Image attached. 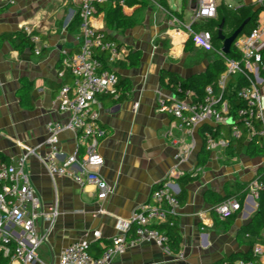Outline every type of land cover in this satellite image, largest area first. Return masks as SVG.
I'll return each instance as SVG.
<instances>
[{
	"label": "crops",
	"instance_id": "0c3cea01",
	"mask_svg": "<svg viewBox=\"0 0 264 264\" xmlns=\"http://www.w3.org/2000/svg\"><path fill=\"white\" fill-rule=\"evenodd\" d=\"M259 1L218 3L235 9ZM144 2L127 8L129 14L136 11L132 28L107 29L106 13L99 9L93 20L122 47V56L113 67L119 85L130 86L125 95L120 86L119 96L100 97V119L108 130L99 145L105 159L100 173L111 187L107 198H97L94 184L81 186L65 176L53 178L36 155L24 163L43 211L58 208L53 219L42 218L38 224L45 236L38 255L46 264H56L64 248L74 241H86L92 255L100 254L121 234L120 223L130 222L153 189L174 177L175 171L185 172L175 178L181 195L175 226L184 257L177 251L166 253L153 242H142L129 246L111 264H220L252 251L243 239L253 231L260 205L244 185L264 171V156L252 157L246 147L209 150L206 131L201 129L210 124L185 128L179 118L158 111L159 96H174L172 74L184 79L207 74L218 55L195 46L188 29L179 22L189 21L196 0H186L184 10V0H167L168 8L157 0ZM26 28L45 42L41 54L35 53L34 44L18 46L9 36ZM80 42L79 0H0V152L9 163L19 166L27 148L44 156L48 152L47 125L70 121V114L59 109L57 96L62 84L71 79L61 78L59 70L62 59L77 52ZM250 69L264 84L258 67L251 65ZM29 83L27 106L22 96ZM78 142L77 132L65 130L60 134L59 149L71 154ZM182 147L186 153L180 160L176 155ZM84 150L80 146L79 154ZM227 194H237L242 208L223 220L214 206ZM260 235L264 239V228Z\"/></svg>",
	"mask_w": 264,
	"mask_h": 264
},
{
	"label": "built area",
	"instance_id": "2783aa9c",
	"mask_svg": "<svg viewBox=\"0 0 264 264\" xmlns=\"http://www.w3.org/2000/svg\"><path fill=\"white\" fill-rule=\"evenodd\" d=\"M107 0H79L81 42L77 52L62 59L59 76L70 77L58 91L57 101L62 112L70 114L66 124L50 122L47 125L45 146L48 152L40 157L35 149L27 148V154L21 164L16 166L0 158V264H46L38 255V250L45 240L38 230L42 218L53 219L58 208L44 212L40 199L32 186L31 175L25 168V161L30 155L38 156L54 178L65 176L81 186L94 184L97 198L104 200L111 192L108 181L100 170L105 159L99 151L101 140L108 130L100 119V97L104 95L119 96V76L114 64L122 56L120 44L93 24L98 13V6ZM262 1V0H260ZM218 0H196L190 19L183 24L189 31L195 46L207 52L217 51L213 44V34L203 28L204 22L218 15ZM31 34V30L26 28ZM36 54H41L45 42L39 34H32ZM240 59L229 58L223 50L218 53L225 58L227 69L221 74L217 86L208 85L203 95L193 88H187L182 82L174 84V96L161 95L157 109L181 120L180 126L195 128L204 124L213 127L231 125L230 136L216 129L205 132L207 148L228 149L234 140L240 139L246 132L247 139L260 137L264 141V84L259 82L250 69L256 65L260 74H264V19L248 34L240 35L234 43ZM234 75H243L248 84L239 89V96L246 106L238 110V121L230 113V105L225 97L228 84ZM65 130L77 132L78 149L71 154H63L59 149L60 134ZM178 144V142H177ZM84 146V154H79ZM186 148L182 147L176 157H184ZM80 169V171L78 170ZM185 172L175 171L172 178L158 184L149 200L140 205L130 222H121V234L114 236L103 248L100 255L94 256L86 241H74L64 248L56 264H111L115 256L122 254L131 245L153 242L166 253L175 252L166 231L156 226L176 225L181 207L179 190L175 178ZM247 191L259 199L264 191V178L255 176L248 183ZM242 205L238 197H229L214 206L220 218L233 217ZM180 257L184 253L177 251ZM264 245L256 243L253 258L225 259L221 264H264Z\"/></svg>",
	"mask_w": 264,
	"mask_h": 264
},
{
	"label": "trees",
	"instance_id": "16d2710c",
	"mask_svg": "<svg viewBox=\"0 0 264 264\" xmlns=\"http://www.w3.org/2000/svg\"><path fill=\"white\" fill-rule=\"evenodd\" d=\"M144 1L145 0H107L105 3H103V6L99 5L98 9L99 11H105L106 13L107 29L109 30L113 28L128 29V28L134 27L136 24V20L134 18L136 11H134L132 14H129L127 11V8L134 9L137 6H142L143 4H145ZM157 1H159L164 7L168 8L167 0H157ZM184 8H186V0H184V3H183V10ZM263 10H264V0L259 1L256 4L242 5L235 9L226 8V7L221 6V7H218L217 17L204 22L203 28H206L212 32L213 44L217 51H221L223 47V42L218 37V31H219V26L222 23L223 19H225V26L229 18H232L234 22L238 24V27H239L244 22L245 19H247L248 17H251L250 24L245 28L244 32L242 33V34H248L258 24L259 15ZM171 13L179 14L178 12H175V11H171ZM179 16L181 17L182 14H179ZM79 24H80V14H79ZM225 26H224V30H225ZM32 34H38V33L31 32V34H29L25 29H23L14 34H9V36L11 37V39L14 40V42L18 46L19 45L24 46L25 44L32 46L33 45L31 41ZM107 36L112 39V37H110L108 34ZM262 54L264 57V48L262 50ZM227 56L233 59H240V55L236 51L234 44L232 47V51ZM226 69H227V63H226L225 58L222 57L220 54H218L217 59L211 65V68L207 74H202V75L195 76V77L188 78V79H184L183 77L177 74H172L171 82L173 83V85L177 84L178 82H182L187 88L188 87L193 88L199 94L203 95L208 85L212 84V85L217 86L219 77L221 76L222 73L226 71ZM248 83H249L248 80L243 75H234L229 81L228 90L226 91V95H225V97L229 101V105H230L229 110H230L231 115L234 118V121H235L234 123L240 124V125L242 123L238 121L237 113L240 108L246 106V102L242 98H240L238 93H239V89L247 85ZM120 86L122 87V89L120 88ZM118 88H119V91L121 89V93H122L121 95H125L126 93L130 91V86L126 83H121V85H119ZM30 89H31L30 83L23 87L24 94L22 96V101H23V104L27 106H30L28 102V95H29ZM214 128L216 129V132H215L216 136H219L221 132H224L225 135L227 136H230L231 134V125L217 126V127H213L211 125H205L201 130L205 132L207 130H213ZM243 147L247 148L249 155L252 157L264 156V141L260 137H253L252 139L248 140L246 136V132H245L240 139L234 140L232 142L230 149L234 151H239ZM0 158L8 162V158L4 156L2 152H0ZM259 175H261L264 178V171L261 172ZM247 187H248V183L244 185V188L246 190H247ZM180 196L181 195L179 194V198ZM233 196L237 197V194H227L226 196L221 197L216 202V205L223 202L227 198L233 197ZM258 200H259V205H260V212L257 214V217H256L257 220L255 219L253 223L254 225L253 231L250 233H247L246 237L243 239V242L250 245V247L252 248V251L245 253L244 255L234 256L231 259H235L239 257H243L247 259L253 258L254 245L256 243L264 244V239L260 235V229L264 228V191L261 192ZM259 220L261 221L259 222ZM156 227L159 228L160 230L167 232L169 236V241L171 243L173 250L179 251L180 234H179L178 226H170L167 224H162ZM98 255H95V256H98Z\"/></svg>",
	"mask_w": 264,
	"mask_h": 264
},
{
	"label": "water",
	"instance_id": "95a60500",
	"mask_svg": "<svg viewBox=\"0 0 264 264\" xmlns=\"http://www.w3.org/2000/svg\"><path fill=\"white\" fill-rule=\"evenodd\" d=\"M251 17H248L244 20V22L231 34L227 36L224 33L225 19H223L222 23L219 26L218 37L223 42L222 50L228 55L232 51L233 44L237 40V38L244 32L245 28L250 24Z\"/></svg>",
	"mask_w": 264,
	"mask_h": 264
},
{
	"label": "rangeland",
	"instance_id": "374dc122",
	"mask_svg": "<svg viewBox=\"0 0 264 264\" xmlns=\"http://www.w3.org/2000/svg\"><path fill=\"white\" fill-rule=\"evenodd\" d=\"M174 1L175 0H172V2H174ZM226 1L232 2L233 5H237L236 2H238L239 0H226ZM218 2H219V0H218ZM219 13H220V11H219ZM237 27H238V24L235 23L232 18H229V20H228V22H227V24L225 26L224 32H225L226 35L230 36ZM215 54L218 55L217 51L215 52Z\"/></svg>",
	"mask_w": 264,
	"mask_h": 264
}]
</instances>
